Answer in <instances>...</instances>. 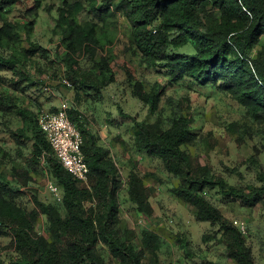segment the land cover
Instances as JSON below:
<instances>
[{"label": "trees", "instance_id": "16d2710c", "mask_svg": "<svg viewBox=\"0 0 264 264\" xmlns=\"http://www.w3.org/2000/svg\"><path fill=\"white\" fill-rule=\"evenodd\" d=\"M45 1L0 0V74L10 73L17 78L10 81L15 91L26 90L21 85L30 80L29 61L38 54L47 58L48 51L31 42ZM57 1L47 8L53 17L52 33L63 48L56 58L64 63L75 85L91 92L93 99L100 100L101 92L114 82L106 49L115 43L114 21L119 17L129 26L134 54L146 69L169 77L170 85L189 81L201 88L219 90L244 108L253 120L264 123V45L257 50L259 36L264 34V0ZM13 11H17L16 17L11 16ZM24 41L30 44L29 48L21 47ZM186 46H191L193 52L177 51ZM83 58L92 67L82 68L79 60ZM4 81L0 75V82ZM128 81L133 96L148 107L149 113L155 114L161 95L147 92L142 82L129 74ZM0 113L17 114L34 126L32 170L43 157L60 188L63 210L60 213L57 207L36 201L39 211L26 216L14 205L17 192L0 174V235L13 236L20 256L10 264H98L95 251L101 242L108 245L120 264H141L134 247L122 242L114 228L119 186L116 171L107 160L109 153L97 145L96 138L86 133L90 144L89 153L84 156L90 170V184H85L70 176L58 163L38 127L39 116L35 119L4 92L0 93ZM68 116L73 122L78 113L68 111ZM168 122V128L163 129L160 119L153 124L134 121L138 149L150 157H158L165 170L181 180V186L172 189V194L193 205L199 220L219 226L229 257L237 264H252L241 231L208 202L203 191L218 188L226 197L254 206L264 200V174L259 173L262 187L249 193L231 186L227 188L220 177L194 175L184 149L197 140L192 118L173 113ZM10 133L17 145V155L24 156L23 146L28 141L26 130ZM84 144L83 138V154ZM130 184L128 198L138 212H148L141 181L131 175ZM94 198L100 200L101 212L96 207H86L87 201ZM39 214L46 218L50 241L32 236L33 222ZM23 256L26 261L19 262Z\"/></svg>", "mask_w": 264, "mask_h": 264}, {"label": "rangeland", "instance_id": "374dc122", "mask_svg": "<svg viewBox=\"0 0 264 264\" xmlns=\"http://www.w3.org/2000/svg\"><path fill=\"white\" fill-rule=\"evenodd\" d=\"M57 2L46 0L42 4L31 38V42L48 51L47 58L38 54L29 61L30 80L21 85V89L26 88L24 93L13 89L10 81H16V77L10 73L0 74L5 79L0 82V93L17 101L18 107L31 112L35 119L43 113L55 112L63 102L68 103V111L78 113L73 122L82 132L84 155L87 157L89 153L87 132L109 153L107 160L116 171L119 186L114 228L122 242L134 247L141 264H237L228 255L219 226L199 220L193 205L172 194V189L181 186V180L168 173L158 157H150L138 149L133 123L153 124L160 119L163 129H167L173 113L190 116L197 140L184 149L192 173L220 177L227 188L231 186L247 193L262 187L259 173L264 174V123L253 120L244 108L219 90L201 88L189 81L170 85L169 77L146 69L134 54L129 26L119 17L114 21L115 43L106 49L114 82L101 92L100 100L93 99L91 92L75 85L64 63L56 58L63 48L52 33L54 22L47 8ZM16 15L17 11L11 14ZM259 41L257 50L264 45V34L259 36ZM21 47L27 49L30 44L24 41ZM177 51L193 52L191 46ZM79 65L84 69L92 67L85 58L79 60ZM128 74L142 82L147 92L161 95L155 114L149 113L148 107L133 96ZM18 129H25L28 137L22 157L17 155V145L10 133ZM33 130L34 126L19 115L0 113V174L17 192L14 205L26 216L39 211L36 201L51 204L63 213L61 191L45 159L40 157V164L32 170ZM131 175L143 185L148 212H138L128 198ZM50 185L58 188L57 196ZM203 195L241 231L252 264H264V200L254 206L245 205L226 197L218 188L205 189ZM85 205L101 212L100 200L96 198ZM33 229V237L50 241L44 215L35 217ZM16 252L13 236L0 235V264L17 262L20 256ZM95 257L98 264H120L104 242L97 246ZM24 261L23 256L19 262Z\"/></svg>", "mask_w": 264, "mask_h": 264}, {"label": "built area", "instance_id": "2783aa9c", "mask_svg": "<svg viewBox=\"0 0 264 264\" xmlns=\"http://www.w3.org/2000/svg\"><path fill=\"white\" fill-rule=\"evenodd\" d=\"M243 10L249 14L246 9ZM65 84L71 86L67 82ZM68 110V103L63 102L55 112L39 115L38 127L62 168L74 179L88 184L90 170L82 151L83 138L75 123L70 120ZM50 190L58 195L57 187L50 185Z\"/></svg>", "mask_w": 264, "mask_h": 264}]
</instances>
